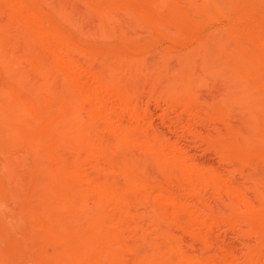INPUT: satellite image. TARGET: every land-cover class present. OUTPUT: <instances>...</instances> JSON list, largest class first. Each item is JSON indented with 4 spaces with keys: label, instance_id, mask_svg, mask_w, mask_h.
<instances>
[{
    "label": "bare ground",
    "instance_id": "bare-ground-1",
    "mask_svg": "<svg viewBox=\"0 0 264 264\" xmlns=\"http://www.w3.org/2000/svg\"><path fill=\"white\" fill-rule=\"evenodd\" d=\"M1 78L0 264H264V0H0Z\"/></svg>",
    "mask_w": 264,
    "mask_h": 264
},
{
    "label": "rangeland",
    "instance_id": "rangeland-1",
    "mask_svg": "<svg viewBox=\"0 0 264 264\" xmlns=\"http://www.w3.org/2000/svg\"><path fill=\"white\" fill-rule=\"evenodd\" d=\"M228 20L227 19H222L218 22H215V24L213 25H222L227 23ZM208 29V28H206ZM162 44H170L172 45L171 42H167V40H163L161 42ZM174 47L177 48H185V46H178V45H173ZM183 48V49H184ZM0 86L2 88L6 87V81L4 78L0 79ZM149 110H150V119L152 122V125L154 128L160 130L161 132H163L166 136L170 137L171 139L173 138H177L176 140H178L177 144L181 147L187 149V151L199 162H204L207 164H211L213 166H216L220 169H225L226 167L221 163H219L218 157L215 154L214 151L208 149L206 147V145L203 142H200L196 139H194L189 133L185 132L181 134V131L179 128H177L178 126L174 124V122L177 120V118L183 116L182 118H184V116L186 117V115H182L180 114L179 110H175V111H169L168 113V117L166 120H163L161 117V114L163 112V108L164 105H156L155 102H150L149 103ZM163 107V108H162ZM178 112V113H177ZM188 117V116H187ZM174 120V121H173ZM194 122V126L197 129H200L201 131H212V125L211 124H199V122H195L194 120H192ZM211 127V128H210ZM180 132V133H179ZM179 136H178V135ZM184 134V135H183ZM178 136V137H176ZM215 164V165H214ZM239 177L238 175L236 176V178ZM239 181H241L240 177L238 178ZM206 200L209 202H216V199L214 200V198L210 195V194H206L205 195ZM190 198V197H189ZM191 199V198H190ZM23 225L20 224V228L21 230H25L26 229V224L22 223ZM22 226V227H21ZM25 226V227H24ZM221 227V228H220ZM220 227H214V229L212 230V234L213 235H217L227 247L232 248L233 250L235 249L236 251L240 252L243 249V244L242 243V239L239 238L236 234L234 235L233 231H231L230 229H227L226 226H220ZM215 230V232H214ZM241 241V242H240ZM230 245V246H229ZM241 247V248H240ZM240 248V249H239Z\"/></svg>",
    "mask_w": 264,
    "mask_h": 264
}]
</instances>
